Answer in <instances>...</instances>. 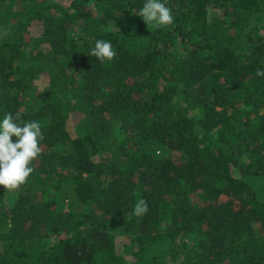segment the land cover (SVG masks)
<instances>
[{"label":"trees","instance_id":"trees-1","mask_svg":"<svg viewBox=\"0 0 264 264\" xmlns=\"http://www.w3.org/2000/svg\"><path fill=\"white\" fill-rule=\"evenodd\" d=\"M63 1L0 0V120L45 136L0 264H264V0Z\"/></svg>","mask_w":264,"mask_h":264},{"label":"clouds","instance_id":"clouds-1","mask_svg":"<svg viewBox=\"0 0 264 264\" xmlns=\"http://www.w3.org/2000/svg\"><path fill=\"white\" fill-rule=\"evenodd\" d=\"M134 14L142 17L150 30L167 28L175 22V16L166 0H145L142 8ZM88 55L104 63L113 60L116 51L110 41L100 39L95 41ZM256 75L264 76V70L258 69ZM22 116V111L17 110L14 114L7 112L0 120V185L7 191L18 190L30 179L35 170L32 164L40 153L38 141L45 139L41 123L26 122ZM148 211L147 200L140 199L134 205L133 214L142 217Z\"/></svg>","mask_w":264,"mask_h":264},{"label":"rangeland","instance_id":"rangeland-1","mask_svg":"<svg viewBox=\"0 0 264 264\" xmlns=\"http://www.w3.org/2000/svg\"><path fill=\"white\" fill-rule=\"evenodd\" d=\"M66 2H67V0H64V1H63V4L68 5L69 2H67V3H66ZM36 83L38 84V86H39L40 89H44V88H46V84H45V82H44V78H41V79H40L39 81H37ZM76 122H77V121H76ZM16 192H17V190H9V191H8V196H7V198H6V202H7L8 204H12V203H13V200H12L11 196L14 195ZM118 244H121V245H122V243L119 242V241H118Z\"/></svg>","mask_w":264,"mask_h":264}]
</instances>
